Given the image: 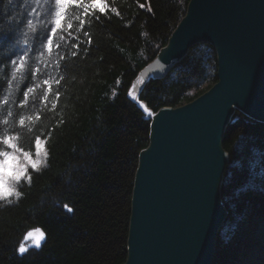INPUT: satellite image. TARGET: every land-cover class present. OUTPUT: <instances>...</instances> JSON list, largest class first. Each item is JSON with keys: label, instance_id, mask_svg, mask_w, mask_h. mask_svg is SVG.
I'll list each match as a JSON object with an SVG mask.
<instances>
[{"label": "trees", "instance_id": "obj_1", "mask_svg": "<svg viewBox=\"0 0 264 264\" xmlns=\"http://www.w3.org/2000/svg\"><path fill=\"white\" fill-rule=\"evenodd\" d=\"M189 1L106 0L105 13L87 17L82 10H70L72 19L57 33L59 47L54 45L48 65L59 83L53 84L46 105L33 99L31 114L41 119L21 128L19 117L14 122L7 111L15 115L22 90L33 82L27 73L13 80L10 61L27 48L30 63H39L52 5L18 0V14H13L4 10L7 0H0V101L9 100L7 106L0 103V136L16 135L26 151L33 150L37 135L43 136L49 153L47 166L32 173L31 186L20 184L24 195L18 202L0 201V264L126 261L134 178L150 132V120L127 91L167 44ZM77 43L78 49L73 46ZM217 68L214 48L194 45L164 78L146 85L141 99L153 111L184 105L217 82ZM3 119H9L8 126ZM224 148L230 154L222 184L228 215L213 264H264V123L237 111ZM65 204L74 211L66 212ZM33 228L43 233L44 241L21 254L24 237Z\"/></svg>", "mask_w": 264, "mask_h": 264}, {"label": "water", "instance_id": "obj_2", "mask_svg": "<svg viewBox=\"0 0 264 264\" xmlns=\"http://www.w3.org/2000/svg\"><path fill=\"white\" fill-rule=\"evenodd\" d=\"M201 43L216 52L217 82L184 105L150 109L141 99L146 85ZM132 85L152 115L132 101L150 120V132L138 158L123 264H213L228 215L222 198L227 127L237 111L264 123V0H190L167 44Z\"/></svg>", "mask_w": 264, "mask_h": 264}, {"label": "snow or ice", "instance_id": "obj_3", "mask_svg": "<svg viewBox=\"0 0 264 264\" xmlns=\"http://www.w3.org/2000/svg\"><path fill=\"white\" fill-rule=\"evenodd\" d=\"M46 2L50 3L52 7L49 8V16H50V29L42 42V50L39 52V63L33 64L30 63V50L25 49L21 54L17 57L12 58L10 63L13 67L12 71V79L15 80L17 74L24 75L27 73V77L33 83L31 86H25L22 90L20 97L18 99V107L15 115L13 111H7V116L12 117L13 121H15V117L18 116V125L23 128L26 124L40 120L41 117L39 114H31V104L33 99L39 100L41 104L46 105L49 101V97L52 94L53 84L59 83V80H53L51 74L49 73L48 65L52 63V55L54 45L59 47V39L57 33L63 32L64 30V21L66 19L71 20L72 16L69 15L70 10H82V14L84 17H87L90 13H105L107 9L106 0H46ZM39 3V0H37ZM29 27H31V21L28 22ZM69 29H71L72 25H67ZM83 28V21H81V29ZM77 49L79 48V44L73 45ZM75 55V53H73ZM59 54L57 53V59H59ZM157 69L161 68L160 64L156 65ZM41 77H45L41 79ZM119 85V81H117ZM36 94L33 97L32 94ZM116 93H113V98H115ZM129 99L135 102L140 109L144 112H147L149 116L152 115L149 112L147 106L140 100L139 94L135 90V86H130V89L127 93ZM56 100H59V93H55ZM4 106L9 104V100L7 98L0 101ZM56 103L52 104V108ZM2 123L4 126H8L10 121L9 119H3ZM18 137L12 134H5L0 136V145H4L8 148V151L18 150L21 154H25V150L19 146L17 143ZM39 147L40 151L37 152V148ZM33 150H29L26 154L33 160H38L40 163L37 167H40V164H44L48 158V148H47V139L43 136L37 135L34 138V143L31 145ZM41 171V168H40ZM40 171H34L31 167L27 169L25 173V177L20 180L21 183H27L29 186L32 184L33 176L32 173H39ZM11 199V197L9 198ZM64 209L68 213H72L74 209L69 205L65 204ZM32 236V235H31ZM19 252L23 254L25 252V248L21 247Z\"/></svg>", "mask_w": 264, "mask_h": 264}, {"label": "clouds", "instance_id": "obj_4", "mask_svg": "<svg viewBox=\"0 0 264 264\" xmlns=\"http://www.w3.org/2000/svg\"><path fill=\"white\" fill-rule=\"evenodd\" d=\"M18 0H7L4 10L16 13ZM161 65V69H163ZM39 147L37 152H39ZM21 154L18 150L8 151L4 145H0V201L6 203L18 202L23 193L19 191L20 180L25 177L27 169L31 167L34 171H40V168L46 167V163H40L38 160L31 159L27 154ZM11 197V199H9Z\"/></svg>", "mask_w": 264, "mask_h": 264}, {"label": "rangeland", "instance_id": "obj_5", "mask_svg": "<svg viewBox=\"0 0 264 264\" xmlns=\"http://www.w3.org/2000/svg\"><path fill=\"white\" fill-rule=\"evenodd\" d=\"M43 241V233L39 229L33 228L30 229L25 235L21 247H24L26 251L30 247L39 246Z\"/></svg>", "mask_w": 264, "mask_h": 264}]
</instances>
